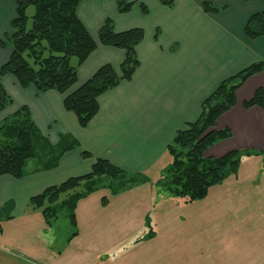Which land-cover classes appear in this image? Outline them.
<instances>
[{"label":"crops","instance_id":"obj_1","mask_svg":"<svg viewBox=\"0 0 264 264\" xmlns=\"http://www.w3.org/2000/svg\"><path fill=\"white\" fill-rule=\"evenodd\" d=\"M125 1L132 2L127 12L118 11L117 0H81L76 9L96 48L78 67L77 81L69 91L78 88L103 64L112 65L120 73L124 50L98 42L97 32L106 18L113 21L115 32L138 27L144 33L135 48L139 65L132 77L98 97L99 110L87 126L81 127L74 113L64 108V94L55 90L39 92L32 85L20 86L12 74L2 76L1 82L13 102L0 112V120L26 105L51 144H56L62 136L78 143L77 147L63 152L53 168L42 170L40 160L34 158L36 161L31 168H27L30 159L27 161L23 177L0 175V215L5 221L25 218L31 196L69 177L90 172L95 159L102 158L121 168L124 176L129 174L144 181L128 182L126 191L111 193L115 200L105 199V202L114 204L112 212L86 216L85 221L89 217L94 222L87 226L88 230L99 233L101 227L96 223L100 222L114 223L118 231L121 222L129 223L125 228L130 232L139 229L142 223L148 227L152 218L144 210V203L150 206L152 198L148 195L144 199L142 194L128 197L129 193L135 190L149 193L156 186L160 169L171 161L167 146L178 130L199 117L202 102L223 79L253 62L264 60V36L251 38L244 32L249 17L264 10V0H173L172 7L159 0ZM203 3H209L216 10L204 11ZM142 6L147 8V13L142 12ZM15 15V2L0 0V36L12 31L10 23ZM10 52L8 45L0 48V67L8 60ZM259 87L264 89V70L250 76L236 90V103L220 115L214 125L215 130L230 129L231 137L206 149L205 156L219 157L239 149L264 150V108L255 105L245 109L242 105ZM83 151L90 156H82ZM258 160L263 163L261 168L252 165ZM247 163L255 173L264 169L262 156H243L237 174L228 179H237ZM118 185L117 181L110 180L105 187L112 191ZM88 196L80 199V203ZM24 203L25 207H21ZM126 203H135L137 210H122V204ZM79 221L76 215V227ZM2 236L0 233V241ZM78 239V230L77 235L67 238L69 242ZM245 247L228 246L224 250L221 247V259L212 264H264L263 244L250 249ZM187 250L189 247L164 251L172 255L164 262L170 259L172 264H180L181 255L187 254V259H183L188 264H207L202 260L204 252L197 248ZM100 251L101 248L83 244L82 249H74L61 264H84Z\"/></svg>","mask_w":264,"mask_h":264},{"label":"trees","instance_id":"obj_2","mask_svg":"<svg viewBox=\"0 0 264 264\" xmlns=\"http://www.w3.org/2000/svg\"><path fill=\"white\" fill-rule=\"evenodd\" d=\"M13 1L16 15L10 23L12 31L0 36V48L8 45L11 49L8 60L0 67V112L13 102L1 82L2 76L9 73L22 87L32 85L39 92L55 90L64 94V108L74 113L78 124L85 127L99 110L98 97L121 81L129 80L138 67L135 48L143 39V30L135 27L115 32L113 21L106 18L97 32L98 42L124 50L120 73L112 65L103 64L78 88L69 91L77 81L78 67L96 48L95 40L76 14L81 0ZM159 1L168 7L174 4L173 0ZM131 5L132 2L117 0L119 12H127ZM29 6L33 7L30 15ZM202 8L206 12L216 10L209 3H203ZM141 9L147 13L145 6ZM244 32L251 38L264 36V10L249 17ZM263 70L264 60L253 62L223 79L204 99L199 117L178 130L167 146L171 161L155 181L157 187L172 197L193 201L204 198L211 187L236 175L243 156L260 155L264 161V150L253 149L231 150L219 157L204 156V151L213 144L231 137L230 129L215 130L213 126L217 118L236 103V90L250 76ZM242 105L245 109L255 105L264 108V89L257 88ZM64 138L70 137L62 136L56 144H51L35 124L28 106H20L0 120V175L23 177L31 158L40 160L42 170L57 166L63 152L78 146L72 138L71 144H61ZM82 155L90 154L83 151ZM123 172L108 160L96 158L90 172L44 188L31 196L27 205L32 209L41 208L49 225L66 210L73 230L70 237H73L77 235L76 203L96 191L102 183L101 178L115 182L124 176ZM139 180L144 181L138 178L133 182ZM117 182L122 190L124 183H128L126 180ZM152 232L149 230L144 239L153 236Z\"/></svg>","mask_w":264,"mask_h":264},{"label":"rangeland","instance_id":"obj_3","mask_svg":"<svg viewBox=\"0 0 264 264\" xmlns=\"http://www.w3.org/2000/svg\"><path fill=\"white\" fill-rule=\"evenodd\" d=\"M32 12L33 7L29 6L28 15ZM71 143L70 138H64L61 144ZM35 161L31 158L27 168H31ZM258 161L252 165L261 168L263 163ZM249 165H243L237 179L230 180L229 176L221 184L211 187L204 198L193 201L172 197L157 186L150 189L149 193L136 190L129 193L128 197L142 194L144 199L149 195L153 200L150 206L144 203V210H147L152 221H149L148 227L142 223L134 232L127 229L129 223L125 222L119 223L120 231L114 223H96L101 227L97 234L87 228L94 222L89 217L85 221L86 216L111 213L115 206L106 203L105 199L113 201L112 194L126 191V188L113 187L111 191L105 187L110 182L107 177L100 179V187L91 196L76 203L74 212L80 219L76 227L79 231L77 242L67 240L73 230L66 210H62L51 225L41 214V208L32 209L28 205L24 212L28 216L14 222L5 221L0 215V233L3 234L0 264H61L73 254L74 249H82L83 244L102 250L84 264H172L170 259L164 262L172 256L164 251L178 247H189V250L197 248L204 252L203 262L212 264L221 259V247L223 250L228 246H246L245 249H250L252 246L264 245V169L255 173ZM165 167L160 169V175L165 172ZM135 179L138 178L126 174L115 180L133 182ZM124 184L127 186L130 183ZM134 204H122L121 208L133 212L138 208ZM149 230L153 231V236L144 239ZM104 252L107 254L104 255ZM181 257L180 264H188L187 254Z\"/></svg>","mask_w":264,"mask_h":264}]
</instances>
